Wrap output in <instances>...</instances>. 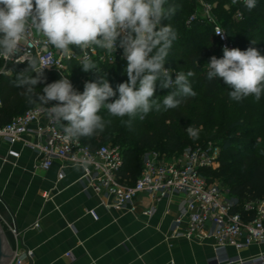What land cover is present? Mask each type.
Returning a JSON list of instances; mask_svg holds the SVG:
<instances>
[{
  "label": "clouds",
  "instance_id": "1",
  "mask_svg": "<svg viewBox=\"0 0 264 264\" xmlns=\"http://www.w3.org/2000/svg\"><path fill=\"white\" fill-rule=\"evenodd\" d=\"M243 4L251 11L257 0H243ZM176 11L177 6L169 0H0V57L11 59L20 54L22 41L32 30L69 56L74 53L71 46L82 52L92 46L108 53H115L117 47L123 50L128 79L115 90L101 76L85 81L83 92H79L62 76L46 83L42 94L36 93V86L46 81L47 67L37 58L28 60V66L17 73L16 86L25 90L28 102L50 106L48 113L62 123L64 139L78 142L104 132L112 123L99 114L102 109L130 127L136 118L144 120L150 112L176 109L180 98L197 95L189 80L193 71H177L173 80V70L165 67L178 33L162 21L170 20ZM215 33L223 38V31ZM222 51V58L213 55L206 63L208 81L221 78L231 88L228 95L234 101L253 97L258 102L264 96V55L251 46L243 51L225 46ZM80 67L85 72L101 71L88 58ZM157 83L161 89H174L162 102L154 98ZM117 92L118 98L109 102ZM200 131L193 125L186 128L193 140L199 138ZM86 164L85 159L74 162V166Z\"/></svg>",
  "mask_w": 264,
  "mask_h": 264
},
{
  "label": "built area",
  "instance_id": "2",
  "mask_svg": "<svg viewBox=\"0 0 264 264\" xmlns=\"http://www.w3.org/2000/svg\"><path fill=\"white\" fill-rule=\"evenodd\" d=\"M194 1L197 9L189 17L188 23L198 19L211 25L221 49L225 46L234 48L214 14L213 4L207 0ZM234 16L237 19L243 18L240 10ZM217 29L224 32L223 38L215 33ZM71 47L74 53L71 56L65 55L32 30L22 41L20 54L11 59H0L7 66L5 71L9 73L10 64H25L28 60L37 58L42 66H47L44 72H55L57 80L62 76L69 78L75 88L78 83L73 78L74 62L82 65L84 59L88 58L92 61L120 62L126 65L123 50L119 47L115 53H108L95 46L84 52L75 46ZM215 56L222 58L223 55ZM166 68L173 70L174 80L179 70L168 66ZM81 81L85 83L83 77ZM2 104L0 97V106ZM49 107L37 104L0 126V139L11 146L8 152L10 156H19V151L12 147L22 142L37 154V166L45 170L52 167L55 159L64 160L72 166L76 160L85 159V166H77L82 170L81 179L96 193L104 192L110 196L111 205L116 208L131 206L143 194L154 196L157 201L167 199L168 204L175 195L181 196L174 218V231L190 240L212 238L215 254L210 260L211 264H264V251L245 257L229 253L230 247L240 252L254 245H264V198L241 200L216 180H210L204 170L215 168L219 163V145L212 142L189 145L170 158L162 156L156 150L146 151L142 155L140 174L132 182L121 175L124 157L120 146L108 143L93 149L81 140H65L62 123L50 117ZM63 177L64 172H59L58 178ZM89 212L98 218L95 209ZM150 212L148 210L145 213ZM19 247L21 246L18 244L8 264H25V259L32 256L31 250Z\"/></svg>",
  "mask_w": 264,
  "mask_h": 264
},
{
  "label": "crops",
  "instance_id": "3",
  "mask_svg": "<svg viewBox=\"0 0 264 264\" xmlns=\"http://www.w3.org/2000/svg\"><path fill=\"white\" fill-rule=\"evenodd\" d=\"M12 148L18 157L10 156L11 146L0 139V218L16 223L34 264H211L212 238L190 240L174 231L181 196L168 204L143 194L131 206L116 208L110 196L81 179L79 167L55 159L45 170L22 142ZM260 251L264 245L240 252L229 248L231 255L244 257Z\"/></svg>",
  "mask_w": 264,
  "mask_h": 264
},
{
  "label": "trees",
  "instance_id": "4",
  "mask_svg": "<svg viewBox=\"0 0 264 264\" xmlns=\"http://www.w3.org/2000/svg\"><path fill=\"white\" fill-rule=\"evenodd\" d=\"M207 1L213 4L214 14L233 42L234 48L242 50L239 45L244 41L249 32L247 30L253 24L249 19L254 14L264 17V0H257L256 7L251 11L247 10L241 0L236 4H233L232 0ZM169 3L177 6L176 14L170 20L162 21V23L171 24L178 33V39L173 43L165 66L185 73L189 70L193 71L195 75L189 80L197 95L180 98L182 102L176 109L160 113L150 112L144 120L136 118L130 127L122 124L120 118L109 117L106 109H102L99 114L106 120L111 119L112 123L105 128L104 132L80 140L93 149L108 143L120 146L124 157L121 175L133 182L142 169L144 152L156 150L162 156L170 158L173 154L180 153L189 143L194 144L213 138L219 141L221 156L218 168L204 170L210 180L220 178L229 187L231 194L241 200L264 198V109L253 120L248 119L247 116L229 122H222L221 119V123L217 122V126L220 127L218 130L216 129L214 132L213 129L208 128L206 120L200 112L203 111L200 97L211 99V105L216 110L217 97L231 89L221 78L209 82L206 76V63L209 62L210 57L223 55V51L213 34L211 25L198 19L188 23L189 17L197 9L194 0H169ZM237 10L242 12V19L248 20L244 25L237 26L232 20V15ZM259 52L264 55V42ZM94 62L101 70L99 73L85 72L80 67L81 64L72 63L73 78L78 83V87H76L78 91L84 89L81 77L85 81H96L104 76L114 90L117 84L127 81V74L124 71L126 65H122L120 62H99L98 60H94ZM2 63L3 60L0 59V67ZM27 66V63L10 64V74L0 73V97L3 101L0 106V126L8 123L13 116L40 104L35 100L33 103H29L24 95L25 90L16 86L17 73ZM44 76L46 81L36 86V93L41 92L42 94L46 83H52L58 79V75L52 71L44 72ZM172 90L174 89H161L157 83L154 98L162 102L163 96ZM116 98H118V92L117 97L111 98L109 102ZM259 101L264 103V96ZM210 116L214 120L216 119V115L211 114ZM218 119L220 120V117ZM204 123L205 127L200 131L199 138L191 139L186 128L190 125L200 128ZM226 152L231 155L224 157Z\"/></svg>",
  "mask_w": 264,
  "mask_h": 264
},
{
  "label": "rangeland",
  "instance_id": "5",
  "mask_svg": "<svg viewBox=\"0 0 264 264\" xmlns=\"http://www.w3.org/2000/svg\"><path fill=\"white\" fill-rule=\"evenodd\" d=\"M232 20L234 23L237 24V26L244 25L245 22H248V20L237 19L234 15H232ZM249 21H252L253 24H251L250 29L247 30L249 31L248 35L246 36L244 41L240 43L239 46L242 48V51L243 49L246 50L250 46L257 48L259 51L260 47L262 46V43L264 42V17L262 15L254 14L249 19ZM251 41H256V44L253 45ZM6 68L7 66L5 67V64L3 62L0 67V73L10 74L11 72L7 73L5 71ZM197 80L199 81V78ZM229 91H231V89L225 91V94H221L217 97V102L215 103L217 111L213 109L211 105V99L200 97V101H202L203 104V111L200 112H202L203 118L206 120L208 128L213 129V131L216 129L218 130L220 128L219 126H217V122L221 123V119L222 122H229L230 120L247 116L248 119L253 120V118L261 114L264 109V103L260 101H255L253 97H248L239 102L232 100L228 95ZM211 114L216 115L215 120L210 116ZM219 117L220 120L218 119ZM203 127H205V123L200 126V129L202 130ZM209 142L219 145V141L214 140L213 138L204 141L202 140L201 142H195L194 144L189 143V145L197 146L207 144ZM230 155V153L226 152L224 157H229ZM220 156L221 151L218 156L219 163L216 165L215 168H218L220 166ZM214 180H216L225 190L230 191L229 187L220 178L217 177Z\"/></svg>",
  "mask_w": 264,
  "mask_h": 264
},
{
  "label": "water",
  "instance_id": "6",
  "mask_svg": "<svg viewBox=\"0 0 264 264\" xmlns=\"http://www.w3.org/2000/svg\"><path fill=\"white\" fill-rule=\"evenodd\" d=\"M1 200L6 204L5 200L2 198ZM8 209L11 210L9 207ZM18 244L21 247L28 249L23 243L16 223L7 224L0 218V264L9 263L13 257L14 251L17 250ZM27 264H34L31 256L28 257Z\"/></svg>",
  "mask_w": 264,
  "mask_h": 264
}]
</instances>
